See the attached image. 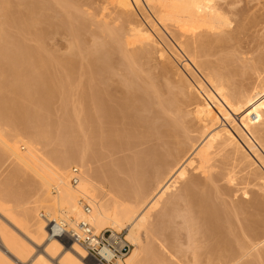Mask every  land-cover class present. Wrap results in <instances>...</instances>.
Returning <instances> with one entry per match:
<instances>
[{"label":"bare ground","instance_id":"obj_1","mask_svg":"<svg viewBox=\"0 0 264 264\" xmlns=\"http://www.w3.org/2000/svg\"><path fill=\"white\" fill-rule=\"evenodd\" d=\"M241 1L0 0V123L12 130H0V149L15 157L7 176L24 165L36 178L30 200L0 191V264L25 262L35 246L42 249L30 264H96L77 241L49 236L47 220L59 218L72 228L85 220L96 231L126 229L133 248L117 264H173L154 239L176 232L174 242L181 230L192 252L188 264H264V53L237 55L238 33L253 15ZM50 34L68 36L61 35L66 45L54 36L65 53L58 43L52 48L60 55L45 45ZM162 39L205 81L187 61V75L173 61L171 69ZM56 96L59 118L50 115ZM53 133L69 145L36 146L51 143ZM113 150L124 156L100 166L102 180L92 159ZM71 164L79 167L76 184ZM112 166L125 168L127 178L138 170L128 178L131 192ZM179 178L186 179L173 192ZM223 180L241 198H220L228 186L215 183ZM81 198L90 204L87 214ZM40 207L47 220L38 217Z\"/></svg>","mask_w":264,"mask_h":264},{"label":"rangeland","instance_id":"obj_2","mask_svg":"<svg viewBox=\"0 0 264 264\" xmlns=\"http://www.w3.org/2000/svg\"><path fill=\"white\" fill-rule=\"evenodd\" d=\"M253 1V2H252ZM255 1V2H254ZM261 1H263V0H248V2H246V0L244 1V0H242L241 2H239L238 3V5L239 6H241V5H247L248 7L249 6H252V7H249L250 9V11L248 10V13L249 12H251L250 14L252 15V16H254V18L249 14V16H251V21L253 20V19H257L256 21L255 20H253L252 21V23H250L251 21H250V18L248 17L247 19H245V21H244V26L245 27H243L244 29V31L243 30H240V33H238V37L239 36H241V37H239L238 39H240V40H238L237 41V43H238V47L240 48H238V50H237V55L239 56V57H241L242 55V57H253V56H255V57H257L256 55H258L259 56V54L260 55H263V53H264V17H262V15L264 16V4H263V2H261ZM81 2H82V0H81ZM245 3H247V4H245ZM262 5H261V4ZM95 6V4H93L91 7H88V8H85V10L86 11H92V7H94ZM258 6H259V8H258ZM263 6V7H262ZM96 7V6H95ZM254 7H256L255 8V10H254ZM90 8V9H89ZM252 10H253V12H252ZM260 11V12H259ZM263 11V12H262ZM258 12V13H257ZM258 14V15H257ZM261 19V20H260ZM247 20V21H246ZM260 20V22H258ZM249 21V22H248ZM246 22H248V23H246ZM262 24V25H261ZM251 26V27H250ZM253 26V27H252ZM262 26V27H261ZM90 28H95L94 26H92V27H90ZM246 28V29H245ZM256 29V30H255ZM12 31H16V30H12ZM249 31V32H248ZM251 31V32H250ZM246 32H247V34H246ZM255 32V33H254ZM165 33V32H164ZM247 35H245V34ZM166 34V33H165ZM243 34V35H242ZM256 34V35H255ZM61 35H64V36H62V37H65V38H68V36H66L65 34H56V36H55V34H53V37L51 38V36H52V34H50L49 36H48V39L46 38L45 39V45L47 46V44L49 43V46H51L50 48H52V45L53 46H57L58 44H60V45H58V47L60 46V48L62 49H59L58 47L57 48H55V47H53L52 49L53 50H55L56 51V53L57 54H59L58 52H57V49H58V51L60 52V50H61V53H65V51L67 50V48H66V50H65V47H63L64 46V44L63 43H65V42H67V44H68V39L66 40L65 38H62L61 37ZM54 36H55V38H57L56 40H60V39H58V37L60 36L61 37V41L63 42H61V41H59V42H56L55 41V39H54ZM166 36L170 39V37L166 34ZM245 36V37H244ZM262 38H261V37ZM255 37V38H254ZM242 38V39H241ZM246 38V39H245ZM254 38V39H253ZM29 39V38H28ZM51 39H54V40H51ZM64 39V40H63ZM245 39V40H244ZM258 39V40H257ZM49 40H51V42H47V41H49ZM66 40V41H65ZM252 40H253V42H252ZM260 40V41H259ZM56 42V44H53V42ZM32 43V44H35V42L34 41H32V40H29V43ZM54 42V43H55ZM165 40L164 39H162V41L160 42V47L162 46V48H164V50H165V55H168L166 58H164V59H167V60H169L168 62H170V64L172 65L171 66V69H174L175 68V66H174V68H172L173 67V65L174 64H172L173 62L175 63V65H176V67H178L181 71H182V73H184V74H186L187 75V73L186 72H188L187 71V69L185 68V66H184V61H187V62H189V60H188V58L186 57V54L184 53L183 54V52L181 51V50H179L178 48V46L171 40V42L174 44V46L178 49V51H179V53L178 54H175V52H174V50H173V48L171 47V46H169V45H166L165 43ZM58 43V44H57ZM167 43V42H166ZM254 44V45H253ZM262 44V45H261ZM63 45V46H62ZM65 45H66V43H65ZM241 47H240V46ZM48 46V47H49ZM262 46H263V48H262ZM64 48V50H63V48ZM67 47V46H66ZM246 48H248V49H246ZM260 48V49H259ZM242 49V50H241ZM244 50V51H243ZM251 53H250V52ZM248 54H247V53ZM60 53V54H61ZM242 53H245V54H242ZM59 54V55H60ZM247 54V55H246ZM250 54V55H249ZM219 55H222L221 53H218V55L216 56V55H214V56H212L213 58H216V57H218ZM252 55V56H251ZM168 57H170V59H168ZM211 57V58H212ZM254 57V58H255ZM212 58V59H213ZM163 59V57H162V59H159V60H164ZM173 61V62H172ZM190 63V62H189ZM190 65H191V67H192V69H194V71L200 76V77H202V79H203V75H201V73H200V71H198V70H196L195 69V67L190 63ZM194 67V68H193ZM176 69V68H175ZM188 75L190 76V74L188 73ZM188 76V77H189ZM191 77V76H190ZM204 81H205V79H203ZM57 96H56V98H54L53 99V101H52V105H51V113H50V115L53 117H56V118H59L60 117V115H62V111L61 110H59L60 109V107L62 106V105H60L59 107H58V105L60 104H58V101H59V98H58V101H57ZM56 99V103L54 102V100ZM53 102H54V104H53ZM4 125H5V123H4ZM3 125V122L2 123H0V130L1 129H7V127L6 126H4ZM7 126H9V125H7ZM10 128L8 127V129H7V132L9 131V132H11L12 130H9ZM55 131H57V132H59V130H55ZM6 132V131H5ZM56 133V132H55ZM55 133H53V134H55ZM56 134H58V133H56ZM55 134V136H57ZM26 138H27V136H26ZM53 138V139H52ZM59 137L57 136V138H55L54 136H51V139H49L48 141H50L51 143H49V142H42V143H38V144H36V146L38 147V148H41V150H43V149H45V151L47 150V148L49 147L50 148V146H51V148L50 149H52V147L53 148H57V147H59V149H63L66 145H69V144H66V143H68L67 141H61V139L59 140L58 139ZM59 141H58V140ZM53 142H55V143H53ZM57 142H58V144H57ZM59 142H62L61 143V145H60V143ZM42 144H47L46 146H43ZM64 144H65V146H64ZM19 145H20V149L22 150V151H24L25 150V146H24V144H21V143H19ZM64 146V147H62L61 148V146ZM55 146V147H54ZM43 147V148H42ZM50 149H48V150H50ZM58 149V148H57ZM1 150V149H0ZM114 152H112L111 151V153H109V151L107 152V155L109 154H112V156L110 155V156H107L106 155V158L103 156V158H100L99 160H98V158H96L97 160H96V162H95V159H94V161H93V159H92V162L94 163H92L93 164V167H95V166H97V167H95V168H97V172H98V174H99V178L101 179L102 177H101V170L103 169L104 170V168H105V166H106V163L108 164L107 166H109V160H110V162H112L113 161V163H115L114 162V160L116 161V160H118V158H120V157H123L124 156V154L122 155L120 152L118 153L116 150H113ZM120 151V150H119ZM124 151H126V150H124ZM1 152H4L3 154H0V191L1 190H8L9 192H11V193H8L9 195H11L10 197L13 199V197L15 196L14 194H18V195H20L19 196V198L21 197V195H22V201L20 200V203L21 202H23V201H25V200H30L31 199V195H33V193H34V184L33 183H36V182H34L35 181V176H33V174H31V169L30 170H28V166H26V167H28V168H26L24 165H22L24 168H22L21 167V165H19V166H17L18 168H19V170H21L22 169V171L24 172V171H26V172H28L27 174L24 172L23 174H22V171H20L21 172V174H19V177L20 178H17L16 176L18 175H15L14 177H15V182L13 181V179H14V177L12 176V178H10L9 176H7L10 172L12 173V170L14 169V167H16V165H14V162H15V157H14V155L13 154H11V152L9 151V150H7V149H4L3 148V150H1ZM129 152V151H128ZM128 152L126 151L125 153L128 155ZM115 153V154H114ZM126 156V155H125ZM15 164H16V162H15ZM105 164V165H104ZM111 164V163H110ZM116 164V163H115ZM101 165H103V167L101 168L100 166ZM72 166H75L74 164H71L70 166H69V168H71ZM141 166H143V164L141 165ZM140 166V167H141ZM76 167H78V166H76ZM113 167V166H112ZM115 167V166H114ZM113 167V170L115 169V171H113L114 172V174H115V177H116V175H117V179H118V181L120 180L121 181V179H123L122 181H121V183L122 184H124V183H126L127 181V183L126 184H124V186L122 187V190L124 191V192H126V193H129V192H131V189H132V183L130 182L129 183V181H130V179H128L131 175H137V171H133V172H130V170H129V172H130V174H129V176H128V178L126 177L127 175H126V173L125 172H127L126 170H125V168H124V170H122V169H118V170H116V168H114ZM139 167V168H140ZM13 168V169H12ZM21 168V169H20ZM26 168V169H25ZM79 168V167H78ZM99 168V169H98ZM142 168V167H141ZM141 168L139 169L140 171H141ZM145 167H143V169H144ZM12 169V170H11ZM112 169V168H111ZM143 169H142V171H143ZM9 170H10V172H9ZM145 170V169H144ZM30 171V172H29ZM118 171H120V172H118ZM141 171V172H142ZM146 171V170H145ZM117 172H118V174H117ZM135 172H137V173H135ZM140 172V173H141ZM144 172V171H143ZM68 173H69V169H68ZM131 173H135V174H131ZM143 174V173H142ZM22 176H25V177H22ZM187 177H188V174L186 175ZM9 177V179L10 180H8L7 178ZM12 179V180H11ZM26 179V180H25ZM186 178H179V179H177V181H176V183H175V189H173V192H174V190H181V188H182V186H183V181L185 180ZM102 180H105V179H103L102 178ZM127 180V181H126ZM131 180H132V177H131ZM6 182V183H5ZM9 182V183H8ZM12 182V183H11ZM33 182V183H32ZM124 182V183H123ZM133 183H136L135 182V180L133 179V181H132ZM224 182V180L223 181H219V182H216L215 184H218V186H220V187H224V185H226L225 187H227L228 185H229V183L228 182H224V185L222 184ZM128 183H129V186H128ZM151 183V182H150ZM231 183V182H230ZM8 184V185H7ZM7 187H6V186ZM177 185V186H176ZM222 185V186H221ZM231 185L232 186H235L234 184H232L231 183ZM230 185V189H229V186L227 187V192H228V189L230 190L229 192L231 193L232 191L231 190H233V188H231L232 186ZM128 186V187H127ZM134 186V185H133ZM210 187H212L213 188V184H210ZM8 188H12V189H8ZM177 188V189H176ZM183 190V189H182ZM50 192L52 193V194H55L56 193V191H54V189L53 188H51L50 187ZM172 192V190H171V192L169 191V192H166V194H164L163 196H162V198H160L161 199V201L163 202V204H164V202L166 201V198L168 199L169 197H170V195L173 193ZM226 192V194H222L223 196H220V198L221 197H224V198H228L227 196H230V197H232L233 199H238V197L239 198H241V191H237V192H232L231 193V195H230V193H227ZM239 192V193H238ZM12 194H13V197H12ZM16 194V196L15 197H17L18 195ZM228 194V195H227ZM165 195H169L168 197H166ZM233 195H234V197H233ZM237 197H236V196ZM26 197V199L24 200V198ZM30 198H29V197ZM165 196V197H164ZM28 197V198H27ZM16 199V198H15ZM18 199H17V201H18ZM229 199V198H228ZM217 200V199H216ZM12 201V200H11ZM10 201V204H12V202ZM160 201V202H161ZM25 203V202H24ZM23 203V204H24ZM162 203H159L157 206H155L154 207V209L153 208H151L149 211H148V214L150 215V216H148V221L149 222H155L157 219V215H158V210H160L161 208H159V207H161L162 205H161ZM20 205H22V204H20ZM158 209V210H157ZM17 210H19V209H17ZM158 211V212H157ZM38 212H39V215H38V217H40L41 218V216H40V213H45L46 214V211H45V209L44 208H42V207H40L39 209H38ZM147 214V215H148ZM157 214V215H156ZM53 216H55V215H53ZM73 219H74V217H72ZM42 219V218H41ZM155 219V220H154ZM176 221H179V220H176ZM175 222V221H174ZM173 222V223H174ZM173 223H171V226L173 225V228L172 229H176V227H178V225H176L177 223L175 222V224H173ZM145 226L146 225H144L143 227H141L140 228V236H141V239H142V241H144V243H145V234H144V231H145ZM174 226H176V227H174ZM105 228H109V227H105ZM110 228H112V227H110ZM98 230H101V229H98ZM120 230H122L124 233H125V235H126V229H119V230H117V231H120ZM170 230H171V228H169V232H170ZM168 231V230H167ZM172 232H174V231H172ZM180 233L181 232H183L181 235L180 234H178L179 236L178 237H176V239L177 238H180V243L178 242V240L177 241H174L173 242V240L175 239V238H173V235L175 234V235H177L176 234V232L173 234V235H170L169 233V235H167V237H168V241L166 240L165 241V239L163 240V238H161V239H158V238H160L159 236L157 237V235H156V237L155 238H157V239H154L155 240V245H156V243H157V246H158V248H160L161 247V249L160 250H162V253L164 252V256H165V254H166V256L165 257H167L168 255H169V259L171 258L174 262H176L177 264H178V262L179 261H181V263L180 264H185V263H189V259H191L192 258V252L190 251V250H187L188 248H187V246H184V244L186 245V239L184 240V242H183V238H184V231L183 230H181V231H179ZM174 235V236H175ZM182 235H183V237H182ZM161 236V235H160ZM163 237V236H162ZM167 237H165L164 236V238H166L167 239ZM172 237V238H171ZM182 237V238H181ZM170 238H171V240H170ZM186 238V237H185ZM165 241V244L167 245V244H170L169 245V251H171V252H167L168 251V248H166L167 249V251H166V249L163 247V245H161V243H164L163 241ZM162 241V242H161ZM183 242V243H182ZM182 243V244H181ZM164 244V245H165ZM180 244V245H179ZM160 246V247H159ZM173 246V247H172ZM37 246H35V251L37 250V251H40L41 249H42V246H38L37 248H36ZM175 247V248H174ZM179 247V249H177ZM180 247L183 249V247H186V248H184L183 249V251H182V249L180 250ZM133 248V246H131V249ZM171 248V249H170ZM175 250V251H174ZM178 250V251H177ZM184 250H185V252H184ZM201 250V251H200ZM203 249L202 248H199L198 249V252L200 251V255H199V258L201 259H203V257L205 256V255H203V253L201 254V252H205L204 250L202 251ZM34 251V250H33ZM34 251V252H35ZM37 251L35 252L36 254H37ZM181 251H182V253H181ZM188 251H189V253H188ZM173 252H174V254H173ZM35 253H33L32 254V256L31 257H29V258H27L26 259V261L25 262H18V264H26V262H27V264H30L31 263V261H32V258H34L35 256H36V254ZM169 253H172L171 255L169 254ZM180 253V254H179ZM185 253V254H184ZM178 254V255H177ZM181 255V256H180ZM185 255H186V257H185ZM188 255V256H187ZM189 255H191L190 257H189ZM58 256H60V254L58 255H55L54 254V258H52V259H55V260H57V257ZM56 257V258H55ZM176 257V258H175ZM183 257V258H182ZM187 257H189V258H187ZM185 258V259H184ZM207 258V257H206ZM206 258H204L205 260L203 261V262H206ZM168 259V258H167ZM170 259V260H171ZM179 261H178V260ZM181 259V260H180ZM184 259V260H183ZM172 260H171V262L170 263H173V264H176V263H174V262H172ZM175 260H177V261H175ZM216 260V258L214 259V261ZM187 261V262H186ZM217 263L216 264H218V263H220L221 261H219V260H217L216 261ZM215 263V262H214ZM226 262H224V263H222V264H225Z\"/></svg>","mask_w":264,"mask_h":264},{"label":"built area","instance_id":"obj_3","mask_svg":"<svg viewBox=\"0 0 264 264\" xmlns=\"http://www.w3.org/2000/svg\"><path fill=\"white\" fill-rule=\"evenodd\" d=\"M70 182L76 184L80 175V171L76 166L70 168ZM84 213H89L90 204L83 198L80 199ZM42 218L48 219L45 213H42ZM48 234L50 237L62 238L68 237L70 240H75L85 250L87 257L92 259L96 264H117L124 260L126 255L131 250V243L126 238L125 233L113 228H104L95 230L87 221L79 220L75 227H68L63 218L47 220ZM103 249V255H101ZM107 259H106V258Z\"/></svg>","mask_w":264,"mask_h":264},{"label":"clouds","instance_id":"obj_4","mask_svg":"<svg viewBox=\"0 0 264 264\" xmlns=\"http://www.w3.org/2000/svg\"><path fill=\"white\" fill-rule=\"evenodd\" d=\"M101 255H103V249H101V253H100ZM106 258V257H105ZM107 259V258H106Z\"/></svg>","mask_w":264,"mask_h":264}]
</instances>
